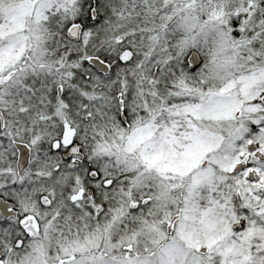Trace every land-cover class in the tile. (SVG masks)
Wrapping results in <instances>:
<instances>
[{
    "label": "snow or ice",
    "instance_id": "obj_1",
    "mask_svg": "<svg viewBox=\"0 0 264 264\" xmlns=\"http://www.w3.org/2000/svg\"><path fill=\"white\" fill-rule=\"evenodd\" d=\"M0 264H264V0H0Z\"/></svg>",
    "mask_w": 264,
    "mask_h": 264
}]
</instances>
